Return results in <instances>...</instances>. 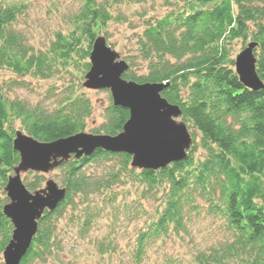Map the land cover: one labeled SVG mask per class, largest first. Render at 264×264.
<instances>
[{"label": "trees", "instance_id": "trees-1", "mask_svg": "<svg viewBox=\"0 0 264 264\" xmlns=\"http://www.w3.org/2000/svg\"><path fill=\"white\" fill-rule=\"evenodd\" d=\"M80 1L69 33H58L46 51H34L15 31L26 6L0 4V69L18 78L46 80L75 62L85 80L93 44L112 20L110 9L122 0ZM160 1L166 12L146 20L137 38L136 57L144 63L143 72L134 73V61L127 58L123 79L167 84L162 97L179 107L180 120L192 131L187 159L152 171L133 168L131 157L124 154L97 150L89 157L72 156L52 171L60 173L65 198L38 221L20 264L61 262L66 254L59 222L70 212L69 232L75 239L76 227V238L84 241L101 213L97 198L104 195L109 203L115 202L113 189L122 179L142 193L161 197V207L135 237L129 264H144L152 245L186 234L192 216L200 212L218 222L223 238L198 252L193 264H264V89L252 92L241 84L232 47L237 42L258 44L256 72L264 83V0ZM81 87L85 89L83 84L79 91L67 88L66 95L47 108L9 100L0 92V257L13 229L2 208L8 203L4 188L19 163L13 148L15 133L48 143L84 132L92 105ZM103 118L92 134L116 136L129 112L111 101ZM100 164H109L111 170L87 174L89 167ZM30 173L33 179L26 189L31 193L43 189L45 174ZM78 204L80 215L75 216ZM115 244L105 237L94 247L98 255L114 259Z\"/></svg>", "mask_w": 264, "mask_h": 264}, {"label": "rangeland", "instance_id": "rangeland-1", "mask_svg": "<svg viewBox=\"0 0 264 264\" xmlns=\"http://www.w3.org/2000/svg\"><path fill=\"white\" fill-rule=\"evenodd\" d=\"M122 0L110 9L112 20L100 31L99 36L106 39V44L119 55L121 60L134 61L132 71L142 74L144 63L136 57L137 38L144 30L146 20L161 17L166 10L160 0ZM0 4L25 5L18 17L15 31L22 34L26 44L34 51H46L58 33L68 34L71 30L72 18L81 7L80 0H0ZM240 42L233 44L234 58L246 46ZM82 68L75 62L57 69L54 75L46 80L31 77L18 78L7 70L0 69V92L9 100H19L30 105L41 104L44 107L55 106L67 88L79 91L84 78L81 79ZM92 105V115L86 121L84 133L92 134L104 122V111L111 103L107 90L93 91L82 87ZM66 94H64L65 96ZM18 124L16 129L18 130ZM192 131L190 130V133ZM92 165V164H91ZM89 167V166H88ZM87 167V168H88ZM86 168V169H87ZM87 174L101 175L109 171V164L89 167ZM111 170V169H110ZM116 169H114L115 171ZM33 174L21 175L23 184L29 183ZM44 180H53L60 187V173L54 171L44 175ZM122 179L118 187L113 189L115 202L109 203L104 195L97 198L101 209L95 226L84 241L76 238L70 224V212L58 225L59 235L65 237L62 242L66 256L62 261L49 259L44 264H129L127 255L135 245L137 233L145 228L161 207L160 198L156 199L148 193H142ZM78 202V201H77ZM81 207L77 205L75 216L80 215ZM76 226V225H75ZM67 232H69L67 234ZM108 237L116 244V258L108 259L97 254L95 243ZM223 238L218 222L212 220L204 212L194 214L188 224L187 233L167 237L157 242L148 250L144 264H193L195 255ZM0 264H3L2 256Z\"/></svg>", "mask_w": 264, "mask_h": 264}, {"label": "water", "instance_id": "water-1", "mask_svg": "<svg viewBox=\"0 0 264 264\" xmlns=\"http://www.w3.org/2000/svg\"><path fill=\"white\" fill-rule=\"evenodd\" d=\"M257 43H248L234 58L235 73L252 92L264 89L256 72L254 54ZM90 68L83 87L110 93L112 104L128 110L129 119L116 136L84 132L52 142H39L21 131L15 133L13 148L19 163L4 188L8 203L2 214L12 226L11 238L2 253L3 264H20L37 233L38 221L53 212L64 200L66 191L53 180L43 189L29 192L21 180L28 172L49 174L72 156L89 157L97 150L131 157L139 170H160L187 159L191 134L180 120L178 106L161 95L166 83H136L123 79L128 64L119 58L103 37L95 40L89 56Z\"/></svg>", "mask_w": 264, "mask_h": 264}]
</instances>
